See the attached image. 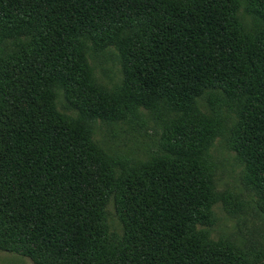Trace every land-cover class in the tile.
<instances>
[{"label":"trees","instance_id":"obj_1","mask_svg":"<svg viewBox=\"0 0 264 264\" xmlns=\"http://www.w3.org/2000/svg\"><path fill=\"white\" fill-rule=\"evenodd\" d=\"M240 1L0 0V42L28 39L0 59L1 248L48 264L230 263L189 231L208 211L205 170L191 150L199 138L190 135L185 155L174 142V164L144 165L117 183L116 169L51 98L56 84L80 117L112 119L118 102L183 108L221 89L239 107L234 149L261 176L264 0H244L260 21L254 36L239 25ZM83 35L121 56L122 81L111 90L84 71L76 55ZM112 187L119 243L103 225Z\"/></svg>","mask_w":264,"mask_h":264},{"label":"rangeland","instance_id":"obj_2","mask_svg":"<svg viewBox=\"0 0 264 264\" xmlns=\"http://www.w3.org/2000/svg\"><path fill=\"white\" fill-rule=\"evenodd\" d=\"M236 8L239 25L254 36L259 19H254L251 9L246 10L244 0ZM77 39L76 55L90 81L109 90L119 85L122 81L121 56L114 48L96 44L85 35ZM26 41L24 36L22 39L3 38L0 59L12 55ZM54 88L56 97L51 98L54 112L77 120L96 156L116 169L113 177L117 183L144 169V165L157 162L168 167L174 164L177 161L171 154L174 142L176 147H183L182 154L185 155L190 154V135L199 138L197 147L191 150L198 155L200 169L203 165L205 170L208 211L205 223L188 225L190 234L195 235L206 250L218 253L219 258L227 259L229 264H264V174L262 177L255 175L234 149L233 124L237 122L236 110L239 109L236 100L214 88L206 90L183 108L163 106L158 100L148 105L124 104L122 101L116 104L117 115L112 119L91 118L80 117L79 112L70 109L63 100L61 89L56 84ZM4 102L0 93L2 112ZM110 189L103 225L111 240L119 243L122 221L114 207L116 189ZM47 262H36L21 252L0 247V264Z\"/></svg>","mask_w":264,"mask_h":264}]
</instances>
